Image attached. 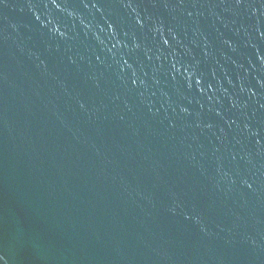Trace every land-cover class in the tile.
Segmentation results:
<instances>
[{
  "label": "water",
  "instance_id": "1",
  "mask_svg": "<svg viewBox=\"0 0 264 264\" xmlns=\"http://www.w3.org/2000/svg\"><path fill=\"white\" fill-rule=\"evenodd\" d=\"M0 264H264V0H0Z\"/></svg>",
  "mask_w": 264,
  "mask_h": 264
}]
</instances>
